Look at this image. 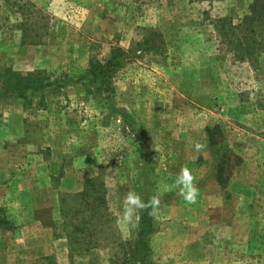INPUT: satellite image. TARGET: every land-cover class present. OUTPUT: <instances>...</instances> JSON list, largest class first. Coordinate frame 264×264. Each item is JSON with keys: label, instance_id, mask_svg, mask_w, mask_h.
I'll return each mask as SVG.
<instances>
[{"label": "rangeland", "instance_id": "obj_1", "mask_svg": "<svg viewBox=\"0 0 264 264\" xmlns=\"http://www.w3.org/2000/svg\"><path fill=\"white\" fill-rule=\"evenodd\" d=\"M0 264H264V0H0Z\"/></svg>", "mask_w": 264, "mask_h": 264}, {"label": "clouds", "instance_id": "obj_2", "mask_svg": "<svg viewBox=\"0 0 264 264\" xmlns=\"http://www.w3.org/2000/svg\"><path fill=\"white\" fill-rule=\"evenodd\" d=\"M204 145L196 143L194 149L200 151ZM194 177L188 168H182L177 177L176 184L180 187V195L188 204H195L199 195V190L193 183ZM167 186H165L166 189ZM160 198L158 195L151 197L149 201H144L139 195L134 192L126 194L122 214L119 218V223L124 226H135L137 214L140 211L151 208L153 212L159 205ZM151 214V213H150Z\"/></svg>", "mask_w": 264, "mask_h": 264}, {"label": "trees", "instance_id": "obj_3", "mask_svg": "<svg viewBox=\"0 0 264 264\" xmlns=\"http://www.w3.org/2000/svg\"><path fill=\"white\" fill-rule=\"evenodd\" d=\"M253 43L251 45H248V47H244L242 49V55L243 58H246L248 60H251L252 56H253V52H254V47L253 45L255 44V41H252Z\"/></svg>", "mask_w": 264, "mask_h": 264}]
</instances>
